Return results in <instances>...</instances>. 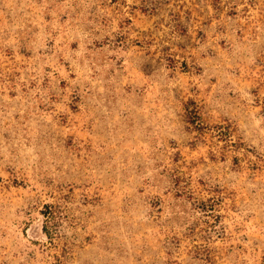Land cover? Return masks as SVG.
<instances>
[{
  "label": "rangeland",
  "instance_id": "rangeland-1",
  "mask_svg": "<svg viewBox=\"0 0 264 264\" xmlns=\"http://www.w3.org/2000/svg\"><path fill=\"white\" fill-rule=\"evenodd\" d=\"M0 264H264V0H0Z\"/></svg>",
  "mask_w": 264,
  "mask_h": 264
},
{
  "label": "trees",
  "instance_id": "trees-1",
  "mask_svg": "<svg viewBox=\"0 0 264 264\" xmlns=\"http://www.w3.org/2000/svg\"><path fill=\"white\" fill-rule=\"evenodd\" d=\"M44 215L46 216V217H49V210H47V208H46V212L44 213ZM43 231H44V233L46 234V236L49 238V239H51V234H50V232H49V230H48V228L46 227V226H44V228H43Z\"/></svg>",
  "mask_w": 264,
  "mask_h": 264
}]
</instances>
